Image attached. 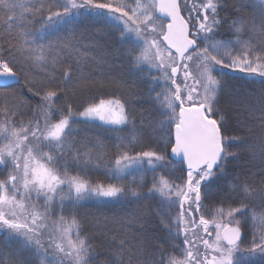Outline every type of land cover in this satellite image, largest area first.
Returning a JSON list of instances; mask_svg holds the SVG:
<instances>
[{
  "label": "snow or ice",
  "instance_id": "6c2138e0",
  "mask_svg": "<svg viewBox=\"0 0 264 264\" xmlns=\"http://www.w3.org/2000/svg\"><path fill=\"white\" fill-rule=\"evenodd\" d=\"M233 73L264 85V0H0V264H264V92L231 135Z\"/></svg>",
  "mask_w": 264,
  "mask_h": 264
},
{
  "label": "trees",
  "instance_id": "16d2710c",
  "mask_svg": "<svg viewBox=\"0 0 264 264\" xmlns=\"http://www.w3.org/2000/svg\"><path fill=\"white\" fill-rule=\"evenodd\" d=\"M232 2V0H229ZM230 11V10H229ZM223 39H229L230 35L225 33L222 37ZM109 44L112 43V40L108 41ZM75 55V53H73ZM43 73L37 69V75H42ZM15 89L17 91L24 89L23 81L20 82L19 85H15ZM25 94L27 95V90L24 89ZM262 92H264V85L261 84L260 77H246L242 73H233L231 78L228 81V87L225 91V94L221 97V106L223 107L224 111L228 114L229 117V132L233 136H245L246 133L244 130L239 126V121L245 120L246 116L244 114V108L241 105L250 102L251 100L258 97ZM143 104V108L147 109L148 104L138 101L137 102V109L140 110V105ZM147 116V112L144 113ZM95 130H90V134H93ZM101 137L105 139V142L108 143L109 141H115V135L110 133H100ZM144 147V144L138 146V149ZM240 145L234 143L232 145V150L237 151ZM111 157V153H109V158ZM250 167L247 161V154L241 152L240 157L238 160L234 161L232 165L229 166L230 171H240L241 169H246ZM147 179L150 181L151 176L149 175ZM215 188V185L213 186ZM128 210H130V206L127 204H115L109 205L106 208H100L99 211L106 213L108 216H113L116 214L123 215ZM98 209L92 206H86L84 209L81 210V215H89L97 213ZM257 214L260 213V209H256ZM154 223L158 224V221L154 219ZM104 230V231H119L120 226L108 223L106 226L104 224H96L94 222H89L87 224V231L88 234L91 235L92 232ZM156 229H153L155 231ZM0 248H2L5 252L15 253L16 249L18 248V244L15 241L4 239V234L1 233L0 236ZM96 251L98 253L97 259L95 264H104V261L108 258L109 254L103 247L99 244L96 245ZM27 255L26 253L24 254Z\"/></svg>",
  "mask_w": 264,
  "mask_h": 264
},
{
  "label": "water",
  "instance_id": "95a60500",
  "mask_svg": "<svg viewBox=\"0 0 264 264\" xmlns=\"http://www.w3.org/2000/svg\"><path fill=\"white\" fill-rule=\"evenodd\" d=\"M20 84V83H19ZM19 84H17V85H19ZM0 236H1V233H0Z\"/></svg>",
  "mask_w": 264,
  "mask_h": 264
}]
</instances>
